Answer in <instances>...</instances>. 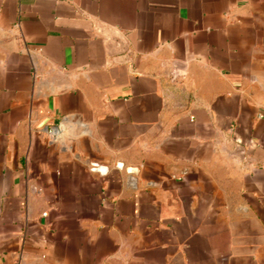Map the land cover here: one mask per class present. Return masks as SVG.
<instances>
[{
    "label": "crops",
    "instance_id": "crops-1",
    "mask_svg": "<svg viewBox=\"0 0 264 264\" xmlns=\"http://www.w3.org/2000/svg\"><path fill=\"white\" fill-rule=\"evenodd\" d=\"M0 264H264V0H0Z\"/></svg>",
    "mask_w": 264,
    "mask_h": 264
},
{
    "label": "built area",
    "instance_id": "built-area-1",
    "mask_svg": "<svg viewBox=\"0 0 264 264\" xmlns=\"http://www.w3.org/2000/svg\"><path fill=\"white\" fill-rule=\"evenodd\" d=\"M65 132L66 129L63 125L48 130L49 136H51L54 140L59 139Z\"/></svg>",
    "mask_w": 264,
    "mask_h": 264
}]
</instances>
